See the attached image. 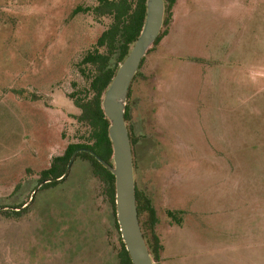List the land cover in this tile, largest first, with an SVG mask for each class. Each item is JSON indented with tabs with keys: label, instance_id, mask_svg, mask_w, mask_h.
Here are the masks:
<instances>
[{
	"label": "rangeland",
	"instance_id": "rangeland-1",
	"mask_svg": "<svg viewBox=\"0 0 264 264\" xmlns=\"http://www.w3.org/2000/svg\"><path fill=\"white\" fill-rule=\"evenodd\" d=\"M96 2L0 0L11 97L2 127L21 137L20 160L0 154V264H120L101 184L88 175L85 192L72 181L39 188L22 215L4 213L28 202L68 144H91L73 103L88 84L77 64L111 18L73 11ZM166 20L126 102L135 186L162 247L155 264H264V0H176Z\"/></svg>",
	"mask_w": 264,
	"mask_h": 264
},
{
	"label": "trees",
	"instance_id": "trees-1",
	"mask_svg": "<svg viewBox=\"0 0 264 264\" xmlns=\"http://www.w3.org/2000/svg\"><path fill=\"white\" fill-rule=\"evenodd\" d=\"M175 1L176 0H165L166 14ZM79 13H88L92 15L96 21H100L104 18H111V23L97 39L94 49L87 52L77 64L78 72L88 81V84L87 88H83V90L79 92L80 96L74 97L73 103L75 107L80 110V115L77 117V120L80 124L87 127L88 136L86 140L91 144H68L63 153L52 157L49 167L39 173L40 182L47 179L60 178L67 168L71 155L79 149L90 150L101 160L110 163L111 145L107 138V127L109 123L104 118L101 110V96L113 77L117 65L127 55L132 43L139 34L144 19L145 0H97L93 7L77 6L73 11V15ZM166 22L167 20H165L164 25ZM164 35V32H161L154 46L159 43ZM114 55L116 56V63L111 65V57ZM127 119L128 115L126 108L125 120L127 121ZM78 161L87 162L89 168L84 166H80L79 168ZM78 170L81 172L80 174ZM87 175L97 179L101 184L106 207V217L117 234L118 262L120 264H131L121 240L115 216L114 177L95 159V157L86 152L77 153L67 177L61 182L46 183L42 186L41 190L48 187H55L60 184L64 185V183L67 184L69 181H72L73 185H71V187H73V190L76 189L80 191L81 189L82 192H85V177ZM135 199L138 220L142 214L147 217L143 225H141L140 221L139 223L146 244L153 254L154 261L157 262L159 259V251L162 247L153 230L156 223L154 208L152 207L151 200L138 192L136 186ZM23 205H20L18 208ZM25 210L26 209H24V211ZM24 211H6L4 213L5 215L12 213L15 216H20ZM167 215L173 217L172 212L168 211Z\"/></svg>",
	"mask_w": 264,
	"mask_h": 264
},
{
	"label": "water",
	"instance_id": "water-1",
	"mask_svg": "<svg viewBox=\"0 0 264 264\" xmlns=\"http://www.w3.org/2000/svg\"><path fill=\"white\" fill-rule=\"evenodd\" d=\"M166 16L165 0H145L144 19L139 34L127 55L117 65L113 77L101 96V110L109 123L107 138L111 145L110 163L101 160L90 150L79 149L71 155L67 168L60 178L40 182L29 201L22 207L15 208L19 211L28 207L33 195L42 185L63 181L78 152L89 153L114 177L115 216L131 264H155V261L138 220L134 160L128 124L125 120L126 102L131 83L142 60L160 36Z\"/></svg>",
	"mask_w": 264,
	"mask_h": 264
},
{
	"label": "crops",
	"instance_id": "crops-1",
	"mask_svg": "<svg viewBox=\"0 0 264 264\" xmlns=\"http://www.w3.org/2000/svg\"><path fill=\"white\" fill-rule=\"evenodd\" d=\"M4 88L1 86V81H0V100H3L4 98H7V104L5 105H0V154L6 155L7 152H16V156L15 158L17 159H21V151H20V147H15L16 150H13V146L12 143L14 142H18L19 144L21 143V140L18 135L16 136V140H14L13 136L10 137V135L4 131L2 124L5 122L6 118H5V112L7 110V106L11 105V97L9 94H5L4 93ZM17 106V105H16ZM13 140V141H12ZM19 140V141H18ZM15 146H19L18 144H16Z\"/></svg>",
	"mask_w": 264,
	"mask_h": 264
},
{
	"label": "flooded vegetation",
	"instance_id": "flooded-vegetation-1",
	"mask_svg": "<svg viewBox=\"0 0 264 264\" xmlns=\"http://www.w3.org/2000/svg\"><path fill=\"white\" fill-rule=\"evenodd\" d=\"M135 145H137V143H136ZM78 153H79V152H78ZM36 187H37V186H36ZM36 187L33 189V191L36 189ZM41 188H42V187H40V189H41ZM40 189H39V190H40ZM39 190H37L36 193H37ZM33 191L31 192V195H32ZM36 193L34 194V198H35ZM31 195L29 196L28 201H29ZM33 201H34V199L32 200V202H33ZM143 227H144V226H143Z\"/></svg>",
	"mask_w": 264,
	"mask_h": 264
}]
</instances>
